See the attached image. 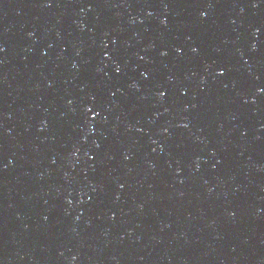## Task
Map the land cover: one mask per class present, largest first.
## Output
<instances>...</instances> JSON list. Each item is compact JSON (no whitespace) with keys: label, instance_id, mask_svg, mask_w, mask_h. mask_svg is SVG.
I'll use <instances>...</instances> for the list:
<instances>
[{"label":"water","instance_id":"water-1","mask_svg":"<svg viewBox=\"0 0 264 264\" xmlns=\"http://www.w3.org/2000/svg\"><path fill=\"white\" fill-rule=\"evenodd\" d=\"M0 264H264V0H0Z\"/></svg>","mask_w":264,"mask_h":264},{"label":"snow or ice","instance_id":"snow-or-ice-1","mask_svg":"<svg viewBox=\"0 0 264 264\" xmlns=\"http://www.w3.org/2000/svg\"><path fill=\"white\" fill-rule=\"evenodd\" d=\"M221 74H223V73H221ZM89 111L91 112L92 111V109H89ZM98 114V113H97Z\"/></svg>","mask_w":264,"mask_h":264}]
</instances>
